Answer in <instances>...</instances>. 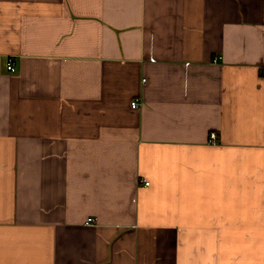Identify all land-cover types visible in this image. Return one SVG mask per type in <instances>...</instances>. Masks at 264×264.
<instances>
[{
	"label": "crops",
	"instance_id": "crops-1",
	"mask_svg": "<svg viewBox=\"0 0 264 264\" xmlns=\"http://www.w3.org/2000/svg\"><path fill=\"white\" fill-rule=\"evenodd\" d=\"M0 264H264V0H0Z\"/></svg>",
	"mask_w": 264,
	"mask_h": 264
},
{
	"label": "built area",
	"instance_id": "built-area-1",
	"mask_svg": "<svg viewBox=\"0 0 264 264\" xmlns=\"http://www.w3.org/2000/svg\"><path fill=\"white\" fill-rule=\"evenodd\" d=\"M7 67L9 69H14V61H13V58H9V60L7 62ZM138 104H139V101H137V100L132 101V106L136 107ZM216 137H217V133L215 131H211L210 132V140L215 141L216 140ZM144 183L145 184H149L150 181L147 180V179H145L144 180ZM92 220H94V218L89 217L87 222H91Z\"/></svg>",
	"mask_w": 264,
	"mask_h": 264
}]
</instances>
